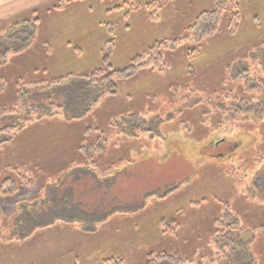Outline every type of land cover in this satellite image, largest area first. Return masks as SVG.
Masks as SVG:
<instances>
[{
  "label": "rangeland",
  "instance_id": "1",
  "mask_svg": "<svg viewBox=\"0 0 264 264\" xmlns=\"http://www.w3.org/2000/svg\"><path fill=\"white\" fill-rule=\"evenodd\" d=\"M58 1L29 8L16 20H0V36H11L15 46L23 35L12 31V22L39 20L24 52L0 63L6 84L0 106L15 104L18 82L38 83L29 91L28 111L19 115L29 121L0 119V129L22 126L0 145V180L10 165L35 181L4 197L0 224L18 204L38 197L46 200L39 213L54 217L24 240L0 238V264H143L149 253L160 252L179 255L187 264H217L230 241L238 252L233 261L264 264V119L221 128L213 111V104L247 94L245 79L255 78L264 87V0H237L235 35L228 33L226 12L218 32L202 41L197 54L187 44L175 52L159 50L163 58L152 70L120 81L115 95L103 97L84 120L73 122L41 111L50 107V93L57 89H41L40 83L121 70L155 41L183 38L212 1L156 0L162 6L158 21L146 8L154 0L136 1L138 9L127 16L128 0H71L63 10H53ZM116 6L124 9L115 11ZM103 21L114 28L113 43L107 44L111 37L101 30ZM48 40L51 51L44 45ZM66 41L81 53L66 50ZM244 69L249 74L242 79ZM76 86L67 84L62 91ZM75 101L71 95L68 106ZM184 126L198 127L187 135ZM88 127L93 131L84 136ZM98 139L103 150L95 154V164L116 171L80 179L76 170L85 166L78 148ZM226 205L241 232L226 227ZM215 230L216 245L209 243Z\"/></svg>",
  "mask_w": 264,
  "mask_h": 264
},
{
  "label": "trees",
  "instance_id": "2",
  "mask_svg": "<svg viewBox=\"0 0 264 264\" xmlns=\"http://www.w3.org/2000/svg\"><path fill=\"white\" fill-rule=\"evenodd\" d=\"M71 0H59L57 5L53 7V10L61 11L64 9L65 4L70 2ZM79 1V0H73ZM130 3L126 2L124 6L127 5L128 10L125 11L124 14L127 16L129 12L135 11L138 9V4L135 3L138 0H128ZM212 7L208 10L201 11L195 17L193 23L188 27L187 33L183 38L177 40H160L155 41L148 49H146L142 54L135 56L132 58L131 63L121 69V70H110V72L105 73L103 70H95L92 74L87 76H65L61 78H53L48 81H43L39 84L41 89L43 88H52L57 89L55 92L50 93L49 98L53 97L55 102L50 100L51 102L48 104L50 107L46 105L41 106L42 112H49V115H59L62 114L67 120H80L87 112H89L90 107L93 106L100 98L106 96H113L117 93L118 83L120 81L132 79L138 71L140 70H152V66L155 65L156 60L162 59L163 52H171L177 51L184 44L191 45V51L193 54H197L200 50V45L203 40L213 36L218 32L219 22L221 21L222 16L229 12L231 19L229 24L228 33L230 35H235L237 33L238 24L240 22V12L239 6L237 4V0H211ZM132 2V3H131ZM124 6H116L113 9L115 11L123 10ZM146 8L151 10L150 18L152 21L159 20V10H161L162 6L159 1H152L147 4ZM39 20L35 19L33 21H22V22H12L10 28L13 32L18 35H23V37H17L16 40H22L20 45L15 46L9 37L0 36V63L7 59L9 54H18L23 52L26 47L31 44L34 33L37 30ZM9 29V30H11ZM115 31L114 28L109 25L108 28V36L111 37L113 43ZM3 47V48H2ZM161 50V51H159ZM107 57H103V60ZM249 71L244 69V72L239 75L240 78H247ZM74 80H81L83 83L77 84L78 88L74 89V91H62L64 86L67 84H72ZM246 84L244 86V90L247 94L239 98H225L223 102H217L213 104L214 114L218 115L217 123H219L220 127L222 126H234V125H244L248 122L252 124H257L258 121L264 119V87L259 84L258 80L255 78L245 79ZM38 85V83H17L15 98L16 102L13 106L5 107L0 106V119L6 117H15L17 120H20L19 123L25 124L29 121L25 117H19L20 112L22 115L28 111L27 104L29 103V91L31 88H34ZM74 85V84H72ZM76 86V87H77ZM6 88V84L4 81V77L0 75V93H3ZM83 88V89H82ZM61 89V90H60ZM60 90V91H59ZM73 95L75 97V106H68L70 96ZM16 105L20 106L19 109L16 108ZM45 105V104H44ZM67 108L66 113L64 111L65 107ZM39 108V107H38ZM34 110L36 114H39V109ZM47 110V111H46ZM137 121L141 122L139 115H134ZM222 116V117H221ZM224 116V117H223ZM124 118H128L127 116ZM26 121V122H25ZM133 121V120H132ZM213 119L210 120V122ZM11 124L7 125L0 129V145H4L5 143L12 140V134L15 130L20 129L22 126ZM122 125V124H120ZM218 125V126H219ZM253 125V126H254ZM118 127V126H117ZM120 127V126H119ZM198 127V126H197ZM196 126L192 127H183L186 128L187 135H193ZM211 127V126H210ZM138 129L140 127H137ZM135 127L134 130L137 129ZM182 128V127H180ZM182 128V129H183ZM119 129V128H118ZM126 132L128 128H125ZM93 131L91 127L85 129V134H89V132ZM133 132V130H132ZM192 132V133H191ZM197 136V135H196ZM102 139V138H101ZM101 139L93 145L88 146H80L78 148L80 155L82 156V163L85 166L84 169L77 168V170H85L87 173L93 175L95 178L97 177H108L113 174L116 170H113L112 167L107 170H103L94 162V157L97 152H101L103 150ZM208 144H211L208 143ZM118 164L113 165L114 168H119L122 162V159L117 161ZM92 163V164H91ZM93 168V171L86 170L88 167ZM101 166V165H100ZM106 167V166H101ZM6 173L5 177L0 180V198L2 197H12L15 195L19 187H33L35 181L27 175L25 172L21 171L16 166H5L3 168ZM76 170V171H77ZM57 196V195H56ZM44 199V198H43ZM42 198L39 197L37 199H33V201H26L24 203H20L17 205V210L11 215L12 217L6 218L4 222L0 224V238H4L5 240H24L31 235L33 230L38 226H43L45 224H49L53 222L54 217L45 218L42 213H39V209L43 210V204L46 202ZM47 211V210H46ZM226 213L222 215L225 218L226 227H231V231H238L234 228L235 223L230 222L232 215L230 213L229 205L225 207ZM48 213V212H47ZM40 216V217H39ZM42 219L46 223H40ZM62 219V218H61ZM218 222V221H217ZM218 224H222L221 222ZM217 230L211 235V244H217V240H215V235ZM219 234V233H218ZM228 252H221V259L218 260V263L226 262L227 264H253L252 261L248 263L245 261H241L236 263L234 257L238 254L235 246V242L230 241L227 245ZM232 255H234L232 260ZM108 262V261H107ZM143 264H187V261L179 255L170 254L166 252H160L157 254L149 253L146 257V260ZM202 264V263H198Z\"/></svg>",
  "mask_w": 264,
  "mask_h": 264
},
{
  "label": "crops",
  "instance_id": "3",
  "mask_svg": "<svg viewBox=\"0 0 264 264\" xmlns=\"http://www.w3.org/2000/svg\"><path fill=\"white\" fill-rule=\"evenodd\" d=\"M53 1H55V0H0V20H5V21H8V20L9 21H12V19H15L16 20V18L19 17L18 15H21V14L25 13V11H27V9L36 7L37 5H44L46 3H50V2H53ZM109 25H110L109 23H105L104 21L100 23L101 30L103 28L104 33H106V34H108ZM49 41L50 40L46 41L44 43V45L47 46V48L50 49L51 48V45L48 44V43H50ZM65 49L68 50L69 52L75 51L78 54L81 53L80 48L78 46H74L70 41H66V43H65ZM49 51H51V49ZM41 70H42V68L36 69L35 72H38V71H41ZM43 71H46V70L43 69ZM73 83L79 85V84H81L83 82L81 80H74ZM101 99L102 98H100L99 100H101ZM99 100L97 102H99ZM52 101L55 102V99H53ZM91 108L92 107H90V109ZM90 109H89V111H90ZM86 115H85V117H86ZM55 116H57V115H55ZM60 117L63 118L62 115ZM85 117H83L80 120H84ZM140 119H141V117H140ZM55 120H61V119L55 118ZM80 120H73V121H80ZM26 128H27V126H25L24 129H26ZM88 135L89 134H85V132H84V136H88ZM57 165H58V162H56V166ZM82 165H83V163H82ZM79 168H80V166H79ZM77 172L79 174H82V177H80V175H79V178L80 179H82V178L83 179H86L87 178L86 175L89 174L85 170H77ZM58 196H59V194H57V200L59 199ZM4 200H6V199H4V197L0 198V204H2L1 201H4ZM56 206H57V202L55 203V207ZM14 208H16V207H14ZM14 211H15V209L13 211H11L8 215L13 214Z\"/></svg>",
  "mask_w": 264,
  "mask_h": 264
}]
</instances>
